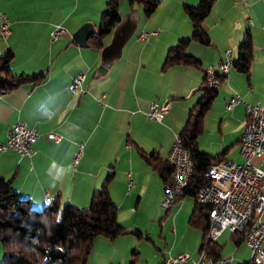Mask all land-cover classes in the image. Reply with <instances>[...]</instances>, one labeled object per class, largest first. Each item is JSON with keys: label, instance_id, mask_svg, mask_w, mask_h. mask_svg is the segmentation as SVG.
<instances>
[{"label": "crops", "instance_id": "1", "mask_svg": "<svg viewBox=\"0 0 264 264\" xmlns=\"http://www.w3.org/2000/svg\"><path fill=\"white\" fill-rule=\"evenodd\" d=\"M106 2L0 0V16L6 17L10 30L6 39L0 38V54L12 51L10 67L14 73L48 70L39 85H25L0 96V145L17 123L39 135L31 157L0 150V177L9 181L18 196L27 199L34 209H42L57 196L61 205L71 203L83 209L89 205L92 191L113 170L108 191L117 206V221L142 235L136 238L126 234L114 240L97 237L86 264H129L131 251L139 249L141 243L155 245L156 237L145 225L156 223L158 235L165 238L164 246L156 247L152 260L145 264H162L168 257L182 253L190 256L182 264H193L199 256L201 234L186 220L195 202L189 196L179 197L163 213L160 202L165 184L140 152L154 154L158 168L166 162L174 135L179 134L188 110L201 95L199 87L206 66L222 59L227 49L232 51L231 59H236L237 45L249 31L253 48L250 69L239 73L231 66L220 80L203 119V132L197 138L201 152L222 154L223 159L236 163L242 161L238 143L248 120L246 105H264V0L214 1L203 21L211 46L191 43L187 48V53L201 62L199 69L174 65L162 70L167 50L191 34L183 5L196 6L199 0H159L149 17H144L139 7L130 11L123 6L121 13L140 15V29L125 43L119 60L100 77L97 68L101 50L89 45L79 48L71 35L85 23L96 31ZM54 25L65 28L67 34L51 41L49 33ZM140 32L156 34L138 41L136 35ZM79 74L84 75L82 90L73 91L72 79ZM234 94L244 103L226 111L225 104ZM167 98L171 110L162 123L148 120L144 115L148 104ZM51 132L60 135L61 140H50L47 136ZM170 226H174V232ZM167 234L173 235V242Z\"/></svg>", "mask_w": 264, "mask_h": 264}, {"label": "trees", "instance_id": "2", "mask_svg": "<svg viewBox=\"0 0 264 264\" xmlns=\"http://www.w3.org/2000/svg\"><path fill=\"white\" fill-rule=\"evenodd\" d=\"M121 1L107 0L96 31L88 39L89 47L97 51L103 48L105 38L120 21ZM214 1L199 0L196 6L183 5V12L191 24V34L167 50L162 70L174 65L201 68V62L188 54L187 48L191 43L211 46L203 21L209 15ZM126 2L130 11L139 7L144 17L153 14L159 5V0ZM252 49L251 34L246 31L237 45V58L232 60V67L237 72L248 73ZM13 57L12 51L9 50L0 54V96L25 85L37 86L47 76L48 70L14 73L10 67ZM199 91L201 95L188 110L185 123L178 134L183 146L190 152L194 165L189 184L180 197L189 196L195 202L187 224L201 234L199 254L204 252L207 256L220 259L223 246L207 238L209 230L207 208L197 202L198 191L209 184V180L205 178L208 167L223 160L222 154L212 156L201 152L197 146V138L203 132V119L210 110L216 89L208 88L203 79ZM140 155L149 166L158 170L163 183L169 185L171 168L167 161L158 168L154 154L146 155L140 152ZM113 176V170L107 173L99 187L92 191L89 205L83 209L71 203L61 205L58 196L42 209H34L27 199L18 196L9 181L0 177V244L5 252L0 264H86L97 237L114 240L119 236L132 234L140 238L141 232L128 230L117 221V206L108 191ZM230 237L235 246H240L244 242L242 232L231 233ZM138 257V250H132L129 264H137ZM238 264L253 263L244 261Z\"/></svg>", "mask_w": 264, "mask_h": 264}, {"label": "built area", "instance_id": "3", "mask_svg": "<svg viewBox=\"0 0 264 264\" xmlns=\"http://www.w3.org/2000/svg\"><path fill=\"white\" fill-rule=\"evenodd\" d=\"M243 2L244 0H235ZM10 34L9 22L4 15L0 16V38L6 39ZM67 34L65 28L54 25L49 33L51 41ZM156 32H141L136 36L138 41H146ZM264 52V37L261 45ZM232 51L225 50V55L215 64L206 66L204 82L210 89H216L232 66ZM84 75H76L71 83L73 91H81ZM244 103L238 94L232 95L225 104L230 111L236 104ZM171 110V100L150 102L144 115L148 120L162 123ZM247 123L240 136L238 148L243 159L236 163L229 159L212 164L208 167L205 178L209 184L197 193V202L207 208L209 230L207 238L216 241L225 231L244 233L243 244L250 249L251 262L264 264V105H246ZM38 133L22 123L14 124L7 133L6 142L0 150H13L20 157H31L34 154L33 143ZM55 143L61 136L51 132L47 136ZM167 164L171 168V182L165 185V195L160 202L163 210H169L176 200L183 195L189 184L193 171V160L190 152L183 146L178 135L167 154ZM76 159L74 160V163ZM132 186V181L128 187ZM190 260L186 253L176 257H168L164 264H182ZM231 258L214 259L201 252L193 264H229Z\"/></svg>", "mask_w": 264, "mask_h": 264}, {"label": "water", "instance_id": "4", "mask_svg": "<svg viewBox=\"0 0 264 264\" xmlns=\"http://www.w3.org/2000/svg\"><path fill=\"white\" fill-rule=\"evenodd\" d=\"M140 15L137 12H127L120 17L119 23L113 29L110 41L100 51V65L97 68V76H104L107 70L119 60L122 48L135 33ZM95 33L93 26L89 23L81 25L72 35V39L79 48L88 47V39Z\"/></svg>", "mask_w": 264, "mask_h": 264}, {"label": "rangeland", "instance_id": "5", "mask_svg": "<svg viewBox=\"0 0 264 264\" xmlns=\"http://www.w3.org/2000/svg\"><path fill=\"white\" fill-rule=\"evenodd\" d=\"M123 6L128 8V4H127L126 0H124L123 1V5L120 6V12H119L120 17H122L123 15H125L128 12L127 11V12L121 13L122 9H123ZM138 29H140V26L136 30L138 31ZM112 32H111V34H112ZM111 34L109 35L110 36L109 37V41H110V38H111ZM133 37L134 36H132V38ZM240 158H241V156H240ZM241 160L243 161L242 158H241ZM262 168L264 169V165H263ZM162 212L164 213L165 211L162 210ZM168 217H170V216H168ZM186 224H187V220H186ZM145 227H147L148 229H152L153 236L156 237V242H155V245L152 242H149V241H144V243H141L140 248L137 249L138 252H139L138 261H140V264H145L146 262L151 261L152 258H153L154 252L156 251V247H159V245H161L163 247L164 246V242H165V238L158 235V233H159V225H158V223H156L155 225L146 224ZM173 227L174 226H170V231L171 232H174V228ZM171 228H172V230H171ZM230 233L231 232L226 231V233H224V235L222 237H220L218 239V241H217L218 243L223 245V251H222L221 257L223 259L224 258H231L229 264H238L240 262L250 261L251 260L250 249L248 247H246L245 245L241 244L240 248L237 250L235 244L233 243V241L230 240ZM154 237H152V241L155 240ZM167 238H168V240L170 242H173V239H174L173 235L167 234ZM178 245L181 247L182 243H179ZM4 255H5V252H4V250H3V248H2V246L0 244V262L2 261ZM234 257H236V258H234Z\"/></svg>", "mask_w": 264, "mask_h": 264}]
</instances>
